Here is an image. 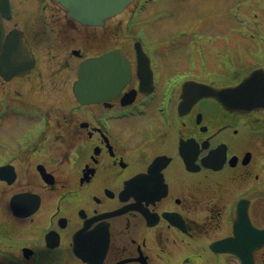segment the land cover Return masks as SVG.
<instances>
[{"label": "flooded vegetation", "instance_id": "obj_1", "mask_svg": "<svg viewBox=\"0 0 264 264\" xmlns=\"http://www.w3.org/2000/svg\"><path fill=\"white\" fill-rule=\"evenodd\" d=\"M25 2L4 21L35 60L0 74V264H264V108L205 95L264 71V55L218 79L174 55L190 43L115 19L89 32L51 0ZM114 50L130 72L103 61L94 101H79L80 65ZM164 61L178 70L164 77Z\"/></svg>", "mask_w": 264, "mask_h": 264}, {"label": "rangeland", "instance_id": "obj_2", "mask_svg": "<svg viewBox=\"0 0 264 264\" xmlns=\"http://www.w3.org/2000/svg\"><path fill=\"white\" fill-rule=\"evenodd\" d=\"M17 1H20V4L26 3L25 0ZM147 1L149 3L146 6ZM36 3L39 8L37 1ZM20 9L23 10L22 7ZM133 21L134 23H132ZM239 21L243 22L236 31ZM115 22L120 33H126L129 30L136 33L138 31H135L134 28L142 26L145 32L157 40L192 42L196 48L197 57L203 58L204 55L211 61H209L211 68H216L219 64L223 65V62L230 66L237 62L236 67L241 71L239 51L243 53L242 58L244 59L245 52L253 49L255 44H264L262 40L264 37V0H187L185 3L181 0H140L138 3H133L125 14L115 19ZM21 25L23 26V21H21ZM81 28L89 30V32L94 31L88 27ZM178 31L182 32L172 36ZM251 32H255L257 35L250 38ZM193 33H199L200 36L197 34L193 36ZM176 36H180V39H176ZM120 37L121 35H119ZM90 49L93 50V48ZM256 49L255 52L264 54V45L260 47L257 45ZM179 52L175 51L174 55L190 54L186 47H182ZM256 59L260 58L257 56L252 58L249 55V58L245 59L246 65L252 66ZM224 65V67H228L227 64ZM177 70L178 66L174 61L172 63L164 61L162 69L164 77L173 75ZM26 87L22 85V89ZM2 89L0 83V91ZM4 127L8 131H15V128L7 124ZM0 130H2L1 127ZM1 138L2 136H0Z\"/></svg>", "mask_w": 264, "mask_h": 264}, {"label": "water", "instance_id": "obj_3", "mask_svg": "<svg viewBox=\"0 0 264 264\" xmlns=\"http://www.w3.org/2000/svg\"><path fill=\"white\" fill-rule=\"evenodd\" d=\"M60 3L66 10L67 14L79 22L87 25L104 24L105 19L120 14L125 8L135 0H54ZM12 11L11 0H0V74L5 77L10 75L21 74L28 70L29 65L22 63L20 60L32 58L26 56L27 51L20 48L14 41L3 42L2 17L8 16ZM109 58L116 59V54L103 56L102 58H90L81 64L79 68V81L75 85L77 97L82 101L92 99L88 95L87 89L94 82L96 76V66L102 64ZM119 68V67H118ZM127 65H122L120 70H126ZM255 71L249 79L235 88L217 90L208 87L209 95L219 99L226 107L231 109L240 108L239 96L242 91L255 80L260 73Z\"/></svg>", "mask_w": 264, "mask_h": 264}]
</instances>
